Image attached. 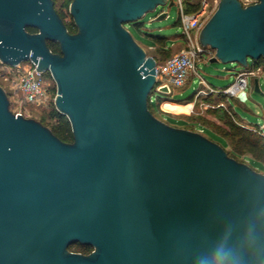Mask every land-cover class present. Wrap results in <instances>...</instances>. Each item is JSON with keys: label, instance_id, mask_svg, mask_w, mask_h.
<instances>
[{"label": "water", "instance_id": "obj_1", "mask_svg": "<svg viewBox=\"0 0 264 264\" xmlns=\"http://www.w3.org/2000/svg\"><path fill=\"white\" fill-rule=\"evenodd\" d=\"M168 3L71 0V33L54 0H0V61L50 70L74 136L16 115L0 85V264H195L222 233L264 218L263 173L149 108L157 62L127 24ZM200 39L210 62L264 59V0H221Z\"/></svg>", "mask_w": 264, "mask_h": 264}, {"label": "rangeland", "instance_id": "obj_2", "mask_svg": "<svg viewBox=\"0 0 264 264\" xmlns=\"http://www.w3.org/2000/svg\"><path fill=\"white\" fill-rule=\"evenodd\" d=\"M54 1L56 9L61 10L63 0ZM241 1L244 5L254 2V0ZM63 11L67 13L66 20H72L69 8ZM162 11L168 12V16L157 19ZM138 23L139 25L129 23L127 27L135 40L144 47L147 55L154 57L158 63L177 54L186 46L183 39L184 27L180 22V9L176 1L171 6L169 3L158 6L156 10L150 11L143 16ZM156 36L166 37L167 46L171 49L169 53L163 52L159 45L156 47L149 46L156 43ZM210 58L205 56L198 61L196 69L192 71L183 86L176 87L171 84V92L169 93L154 92L152 104L158 106V111H155L150 106L153 114L172 126L199 132L208 138V134L204 132V129H207V125L204 123L208 118V112L220 105L231 110L233 108L241 118L249 123L264 126V79L262 80L261 92H254V90L248 88L246 93H241L236 97L228 96V98L226 94L221 92L211 93L209 92L210 87L221 90L234 83L236 72L244 67L237 62H210ZM251 63L252 60H250ZM2 67L3 65L0 61V85L9 95L13 93V89L10 82L4 78V69ZM46 77L54 97L57 94L56 82L49 74ZM252 80L251 77L250 82ZM51 108V104L46 107L29 105L32 115L30 118L39 121L44 117V114H49ZM215 140L220 144L226 142L222 137L217 136ZM243 162L250 165L248 158L244 159ZM254 169L264 174L263 170L256 167Z\"/></svg>", "mask_w": 264, "mask_h": 264}, {"label": "built area", "instance_id": "obj_3", "mask_svg": "<svg viewBox=\"0 0 264 264\" xmlns=\"http://www.w3.org/2000/svg\"><path fill=\"white\" fill-rule=\"evenodd\" d=\"M173 1L179 5L180 22L184 27L183 39L186 46L177 54L157 63L156 92H161L160 89L164 86H167L168 93L171 92V84L176 87L183 86L192 71L196 69L198 61L205 56L213 57L215 54L213 48L201 43L200 34L218 9L221 0H191L192 3H195L194 1L199 3V7L192 12L186 10V0ZM1 63L4 69L3 76L10 82L13 89V93L8 96L10 107L16 115L30 118L32 115L29 105L46 107L52 101L55 103L57 94L53 97L46 77L49 74L53 78L50 70H38V64L31 59L17 65ZM262 72L261 67L243 68L236 72L234 83L222 90L211 88L209 92H223L232 97L244 94L249 88L250 78L258 76ZM153 97L154 94L150 96V102L153 101ZM260 128L264 134V127Z\"/></svg>", "mask_w": 264, "mask_h": 264}, {"label": "trees", "instance_id": "obj_4", "mask_svg": "<svg viewBox=\"0 0 264 264\" xmlns=\"http://www.w3.org/2000/svg\"><path fill=\"white\" fill-rule=\"evenodd\" d=\"M192 2L193 1L191 0H186V10L189 12L195 11L199 7V3H197V1H194L195 3ZM62 3V9L56 10L64 20L68 30L71 33H75L77 31V27L73 21V18L72 20L67 21V13L63 11L64 9L69 8L71 0H63ZM136 25H139V23L137 22ZM27 29L30 32L38 31V29L35 27H28ZM48 45L53 52H61L58 42L48 40ZM158 45L165 53H169L171 50L167 46L166 37L156 36V43L150 44L149 46L156 47ZM253 64L254 66L252 67H261L264 71L263 58L255 61ZM154 92H156L155 88L151 95H153ZM50 104L52 108L49 111V114H44V117L39 121L48 126L53 131V133L63 141L73 142L74 136L68 116L61 113L56 108L53 101ZM150 106H152L155 111H158V106L153 105L152 102L149 103V108ZM204 124L207 125V129H204V132L208 134L210 139L216 141L215 137L217 136L222 137L226 141L221 145L227 150L230 156L242 162L244 159L248 158L250 166L264 171V134L259 125L249 127L241 124L233 108L231 110L222 105L208 112V118ZM91 248V245L81 244L80 242L73 243L69 246V249L73 251H86V249L90 250Z\"/></svg>", "mask_w": 264, "mask_h": 264}, {"label": "clouds", "instance_id": "obj_5", "mask_svg": "<svg viewBox=\"0 0 264 264\" xmlns=\"http://www.w3.org/2000/svg\"><path fill=\"white\" fill-rule=\"evenodd\" d=\"M195 264H264V218L222 233L198 253Z\"/></svg>", "mask_w": 264, "mask_h": 264}, {"label": "crops", "instance_id": "obj_6", "mask_svg": "<svg viewBox=\"0 0 264 264\" xmlns=\"http://www.w3.org/2000/svg\"><path fill=\"white\" fill-rule=\"evenodd\" d=\"M252 66H254V64H250V66L249 67H252ZM255 77H259L260 78V83H261V86L263 85L262 84V80L264 79V71L260 74V75H258V76H255ZM255 77H252V82H250V84H249V88L251 89V90H254V78ZM211 88H213V89H216V88H214V87H210V89ZM209 89V90H210ZM223 89H225V88H223ZM216 90H218V89H216ZM222 90V89H221ZM227 98H228V96H227ZM235 112V111H234ZM236 113V112H235ZM236 115H237V118H238V120H239V122L241 123V124H243V125H246V126H249V127H253V126H256V125H254V124H252V123H249L248 121H246L245 119H243V118H241L237 113H236ZM260 127H264L263 125H259Z\"/></svg>", "mask_w": 264, "mask_h": 264}, {"label": "flooded vegetation", "instance_id": "obj_7", "mask_svg": "<svg viewBox=\"0 0 264 264\" xmlns=\"http://www.w3.org/2000/svg\"><path fill=\"white\" fill-rule=\"evenodd\" d=\"M88 249H89V248H88ZM88 249H86V251L84 250V251H74V252H80V253H82V254L87 255V254H90V253L94 250L93 246H92V248H91L90 250H88ZM87 250H88V251H87Z\"/></svg>", "mask_w": 264, "mask_h": 264}]
</instances>
